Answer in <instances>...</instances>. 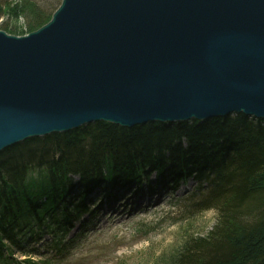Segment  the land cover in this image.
<instances>
[{"label":"water","instance_id":"95a60500","mask_svg":"<svg viewBox=\"0 0 264 264\" xmlns=\"http://www.w3.org/2000/svg\"><path fill=\"white\" fill-rule=\"evenodd\" d=\"M51 18L0 31V151L95 122L264 118V0H63Z\"/></svg>","mask_w":264,"mask_h":264},{"label":"trees","instance_id":"16d2710c","mask_svg":"<svg viewBox=\"0 0 264 264\" xmlns=\"http://www.w3.org/2000/svg\"><path fill=\"white\" fill-rule=\"evenodd\" d=\"M53 1L58 6L61 0ZM38 6L32 0H0V18H22L30 33L56 10L54 5ZM0 30L17 33L7 23ZM253 121L238 114L204 121L148 122L133 128L95 122L4 149L0 264H11L13 246L19 249L26 237L60 228L61 220L68 221L83 207L82 197L93 186L132 185L151 173L170 184L185 176L202 182L206 189L199 198L189 199V208L215 216L204 234H190L188 227H181L179 243L156 262L264 264V120ZM73 176L80 189V204L74 210L61 200L72 191Z\"/></svg>","mask_w":264,"mask_h":264},{"label":"rangeland","instance_id":"374dc122","mask_svg":"<svg viewBox=\"0 0 264 264\" xmlns=\"http://www.w3.org/2000/svg\"><path fill=\"white\" fill-rule=\"evenodd\" d=\"M32 1L37 3L39 5L38 7H43V9L48 6L52 7L53 5L55 7L52 8L57 9V4H55L56 2L53 0H42L41 3V0ZM42 4H45L46 6L44 7ZM54 12L50 17L53 16ZM3 23H7L11 29L16 28V36L18 37L27 34V27H25V25L27 26V23L26 20L22 18L15 20L10 18L7 19V17H5L3 18V21H1L0 18V26H2ZM143 125H145V123ZM43 137L45 136L32 137L26 140L36 139L37 141ZM26 140L20 141L17 144ZM71 179V185L73 186L72 191L69 190L67 194L65 196L62 195L61 198L69 209H73L74 206L80 204V202H78L80 192L78 177L73 176ZM151 180H153L152 177L149 178V181ZM106 185L109 186V184L105 183L93 187L89 193L83 196L84 199H82V202L86 200L87 203L89 202V199H95L101 195L104 190L106 194ZM181 186L185 187H183L180 191L177 190L176 195L174 194L173 197H166L165 200L161 202V200L165 197V195L162 194L159 197L161 200L157 203L147 202L146 204L153 205L148 211L136 212L138 213L137 215L123 216L119 222L112 224L111 227L107 226L105 228H101V233L96 236L92 234L89 236L86 235L84 241H81L80 239L77 242L79 243V248H74L71 252L67 253L66 257L59 260L57 264H161L156 262V259L160 257L161 254L169 251L179 243V239L181 237L180 235L182 233L180 230L181 227H188V229L185 230L187 232L189 231L190 234L191 232L204 234L208 232L215 223V216L212 211H193L189 213L187 212L188 205L184 209L185 202L183 199L187 198V195L191 190H194L195 183L190 179L186 182V184ZM159 187L160 186H158V188ZM111 191L112 190L110 189L108 193ZM181 191H185V193ZM126 194L128 195L129 193L127 192ZM156 197L157 196L154 198ZM144 200L146 199L131 197L124 201H126V204L128 202L142 204ZM160 202L164 203L161 204ZM177 203L178 205L175 208L174 206ZM104 204H108V201L106 200ZM126 204H124L123 207H127L128 205ZM99 205H102V203ZM95 208L97 209L99 206L93 207V209ZM188 217L189 219H187ZM184 219H186L187 222ZM76 233L77 228H73L64 242H67V240L70 242L71 237H73ZM39 236H41V240H38V242L30 245L31 247L34 246L35 249H39L43 252L47 247L45 245H47L52 238L49 234H39L34 237V239H37ZM26 241H32V239H27ZM4 243L7 244L5 241ZM15 253L14 262L15 264H20V261L23 258ZM71 253L73 254L71 255Z\"/></svg>","mask_w":264,"mask_h":264},{"label":"bare ground","instance_id":"6f19581e","mask_svg":"<svg viewBox=\"0 0 264 264\" xmlns=\"http://www.w3.org/2000/svg\"><path fill=\"white\" fill-rule=\"evenodd\" d=\"M62 1L63 0H61L60 2H59V4H58V6H57V9L56 10H58V8L61 6V3H62ZM71 9V8H70ZM55 10V11H56ZM3 18H5V17H1V21H3ZM52 21V18L50 17L49 18V20L45 23V24H47V23H50ZM44 24V25H45ZM3 25V24H2ZM42 27V26H41ZM0 31H3V30H0ZM3 32H5V31H3ZM6 33V32H5ZM7 34V33H6ZM228 111H230V110H228ZM243 111V112H242ZM244 113V110L242 109V108H240V110L238 111H230V112H228L227 114H225V115H222V116H218V117H213V118H223V117H227V116H235V115H245V114H243ZM246 117H250V119H252V120H255V121H253V122H256V120H258L254 115H245ZM258 121H261V120H258ZM135 180V179H134ZM134 180H132V181H134ZM132 181H130V182H132ZM151 191H146V194H151L150 193ZM92 199V198H91ZM92 202H93V204L92 205H89L90 207H94L95 206V202H94V200L92 199ZM123 203V200L122 201H120L119 202V204H122ZM113 210V209H112ZM118 215H120V213H113L112 215H111V217L112 216H118ZM114 220H115V217H114Z\"/></svg>","mask_w":264,"mask_h":264}]
</instances>
